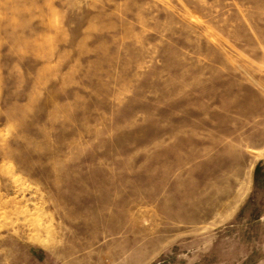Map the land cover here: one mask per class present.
Masks as SVG:
<instances>
[{"label":"rangeland","instance_id":"rangeland-1","mask_svg":"<svg viewBox=\"0 0 264 264\" xmlns=\"http://www.w3.org/2000/svg\"><path fill=\"white\" fill-rule=\"evenodd\" d=\"M0 264H264V0H0Z\"/></svg>","mask_w":264,"mask_h":264}]
</instances>
